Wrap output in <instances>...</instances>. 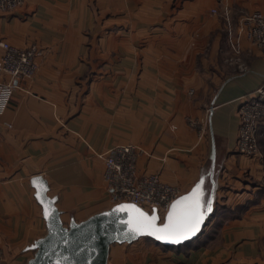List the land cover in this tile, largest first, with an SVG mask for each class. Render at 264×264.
I'll list each match as a JSON object with an SVG mask.
<instances>
[{"label": "crops", "instance_id": "0c3cea01", "mask_svg": "<svg viewBox=\"0 0 264 264\" xmlns=\"http://www.w3.org/2000/svg\"><path fill=\"white\" fill-rule=\"evenodd\" d=\"M254 9L264 10V0L0 8V42L41 49L33 76L18 80L0 112V264H24L47 230L33 175L47 179L65 223L112 205L100 153L117 143L145 150L139 174L158 173L181 193L200 182L214 207L228 208L180 245L146 236L113 242L108 264H264V126L259 153L232 150L238 97L264 79V52L240 31ZM238 33L243 70L229 60Z\"/></svg>", "mask_w": 264, "mask_h": 264}, {"label": "water", "instance_id": "95a60500", "mask_svg": "<svg viewBox=\"0 0 264 264\" xmlns=\"http://www.w3.org/2000/svg\"><path fill=\"white\" fill-rule=\"evenodd\" d=\"M31 181L47 230L29 245L34 252L24 264H108L113 242H130L142 236L166 245H180L199 235L214 209L212 191L202 192L198 182L174 198L162 217L156 207L147 210L121 201L84 219L65 223L56 198L48 193L47 179L36 174ZM163 236L171 238H158Z\"/></svg>", "mask_w": 264, "mask_h": 264}, {"label": "built area", "instance_id": "2783aa9c", "mask_svg": "<svg viewBox=\"0 0 264 264\" xmlns=\"http://www.w3.org/2000/svg\"><path fill=\"white\" fill-rule=\"evenodd\" d=\"M22 1L0 0V8L10 10ZM240 31L251 45L264 52V10L254 9L245 13L240 21ZM0 44L4 49L0 55V73L9 75L7 81H0L1 112L9 103L18 80L33 76L37 67L36 57L41 49L36 43L19 47L3 40ZM231 45L232 55L229 60L237 62L240 69H245L239 56V33L231 39ZM237 113L239 123L232 150L245 154L259 153L258 136L261 125L264 126V79L252 92L238 97ZM143 152L145 150L135 143H117L100 153L104 160L103 178L107 198L112 205L130 201L147 210L156 207L162 217L173 199L181 194V188L178 184L162 180L158 173L139 174L137 159Z\"/></svg>", "mask_w": 264, "mask_h": 264}, {"label": "rangeland", "instance_id": "374dc122", "mask_svg": "<svg viewBox=\"0 0 264 264\" xmlns=\"http://www.w3.org/2000/svg\"><path fill=\"white\" fill-rule=\"evenodd\" d=\"M31 78V77H30ZM26 80V79H25ZM112 146V145H111ZM110 147V146H109ZM108 148V147H107ZM104 168V167H103ZM227 208H228V205H226V204H222V202H217L216 204H215V207H214V212H216L215 214H217V215H219V216H221V215H223V212L225 211V209L227 210ZM214 215V213L212 214V216ZM210 219H211V217H210ZM218 220V219H217ZM217 222L218 221H216L215 220V222L214 223H216L217 224ZM213 227L214 226H216V225H212ZM211 226V227H212Z\"/></svg>", "mask_w": 264, "mask_h": 264}, {"label": "snow or ice", "instance_id": "6c2138e0", "mask_svg": "<svg viewBox=\"0 0 264 264\" xmlns=\"http://www.w3.org/2000/svg\"><path fill=\"white\" fill-rule=\"evenodd\" d=\"M199 187V186H198ZM206 203H208V202H206ZM208 208H209V210H210V203H208ZM48 213H46V215H47ZM198 222L199 221H197V224H198ZM159 239H170L171 237L170 236H163V237H158ZM183 238H186V237H183Z\"/></svg>", "mask_w": 264, "mask_h": 264}, {"label": "trees", "instance_id": "16d2710c", "mask_svg": "<svg viewBox=\"0 0 264 264\" xmlns=\"http://www.w3.org/2000/svg\"><path fill=\"white\" fill-rule=\"evenodd\" d=\"M213 213H214V209H213V211H212V214H213ZM212 214L208 217L206 223L208 222V220L210 219V217L212 216Z\"/></svg>", "mask_w": 264, "mask_h": 264}]
</instances>
